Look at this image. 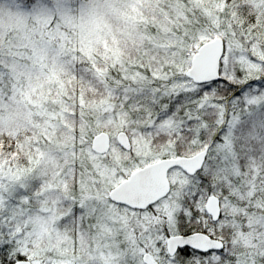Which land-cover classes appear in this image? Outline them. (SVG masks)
Masks as SVG:
<instances>
[{
  "label": "snow or ice",
  "instance_id": "1",
  "mask_svg": "<svg viewBox=\"0 0 264 264\" xmlns=\"http://www.w3.org/2000/svg\"><path fill=\"white\" fill-rule=\"evenodd\" d=\"M17 4L0 264H264V0H139L116 55L84 46L95 0Z\"/></svg>",
  "mask_w": 264,
  "mask_h": 264
},
{
  "label": "trees",
  "instance_id": "2",
  "mask_svg": "<svg viewBox=\"0 0 264 264\" xmlns=\"http://www.w3.org/2000/svg\"><path fill=\"white\" fill-rule=\"evenodd\" d=\"M84 1L86 0H71V6L73 9H80L81 7L78 6ZM96 1L102 3V0ZM125 1L128 4L127 7H101L103 15L102 20L97 23L99 26L95 24V27L92 26L94 29L90 28V39L86 37L87 34L84 33V45L86 47H90V45L91 47L95 46L96 51L97 46H102L105 51H114L113 55H116L117 52H119V48L113 49L114 44L124 43V41H127L129 44L132 42V38L141 28V22L139 20L140 10L136 7V3H139V0H136L135 3L133 0ZM14 2L17 3V0H14L10 6L13 4L15 5ZM98 3L96 4L99 5ZM0 8L4 9L5 7ZM17 9L18 7H15L16 11ZM75 12L79 11L76 10Z\"/></svg>",
  "mask_w": 264,
  "mask_h": 264
},
{
  "label": "rangeland",
  "instance_id": "3",
  "mask_svg": "<svg viewBox=\"0 0 264 264\" xmlns=\"http://www.w3.org/2000/svg\"><path fill=\"white\" fill-rule=\"evenodd\" d=\"M14 0H1L0 2V7H5L4 10L7 12V11H12V12H15V7H19L17 3H15V5L13 6H10L11 3H13ZM71 2V0H70ZM93 2V0H86L84 2H82L78 7H81L83 5H88V4H91ZM96 3H98L96 0H95ZM100 7H127V3L125 0H102V3H98ZM9 5V6H7ZM6 7H9V8H6ZM18 10V9H17ZM74 10H79L78 8H74ZM75 15H79V12H74ZM97 24V23H96ZM98 25V24H97ZM99 26V25H98ZM95 27V26H94ZM91 29H94L93 27H90ZM90 28L86 29L85 30V33L87 34L86 37H89L90 39ZM89 33V35H88ZM99 33V32H98ZM104 41V40H102ZM85 46V45H84ZM86 47V46H85ZM88 52L89 53H93L95 52V46H92L90 45V47H86ZM114 53V51L112 52ZM58 79V78H57Z\"/></svg>",
  "mask_w": 264,
  "mask_h": 264
}]
</instances>
